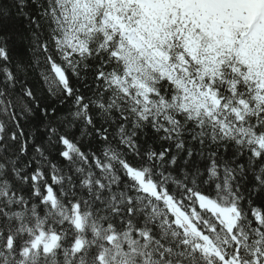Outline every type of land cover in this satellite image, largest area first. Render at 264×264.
<instances>
[{
  "label": "clouds",
  "instance_id": "1",
  "mask_svg": "<svg viewBox=\"0 0 264 264\" xmlns=\"http://www.w3.org/2000/svg\"><path fill=\"white\" fill-rule=\"evenodd\" d=\"M209 7L0 0V264H264V0Z\"/></svg>",
  "mask_w": 264,
  "mask_h": 264
},
{
  "label": "snow or ice",
  "instance_id": "2",
  "mask_svg": "<svg viewBox=\"0 0 264 264\" xmlns=\"http://www.w3.org/2000/svg\"><path fill=\"white\" fill-rule=\"evenodd\" d=\"M191 11L194 12L195 10L193 9ZM201 11L203 12L202 16H200L199 13H196V14L198 16H200V18L203 19V20H207V19L210 18L211 19V26H217V25H220V24H224L226 28L229 26V24H231L232 26L237 27V28L242 26L239 23H237V21L242 19V17L236 18L235 22L233 23V22H231V17L229 18V20L221 21L216 16H214L213 14H211V13H209L207 11H205V10H201ZM3 55H4V53L2 51H0V56H3ZM65 143L67 144V142H65ZM67 146H68L69 150H71L72 145L68 144ZM65 155H67V153H65ZM204 206L209 207L213 211H220L221 213L224 212L223 209L216 208L215 204L212 201H204ZM196 234L200 235V233H198V232ZM9 242H11V241L9 240ZM208 243L211 244L210 241ZM196 247L199 248L200 246L197 245ZM47 250H48V248L46 246L45 247V251H47ZM204 252L207 253V254H214L217 257V259L220 261V264H236V260H234V259H226L225 255L222 254V252L219 249H217L215 247V245H211V247H205L204 248ZM238 256H239V250H237V258H238ZM259 260H260V258H259V256H257L256 264H259Z\"/></svg>",
  "mask_w": 264,
  "mask_h": 264
},
{
  "label": "trees",
  "instance_id": "3",
  "mask_svg": "<svg viewBox=\"0 0 264 264\" xmlns=\"http://www.w3.org/2000/svg\"><path fill=\"white\" fill-rule=\"evenodd\" d=\"M5 31L10 32V33H15L16 30H15V28L9 26V28L5 29ZM0 35H3V33H0ZM15 40H16V37L13 35L12 36V39H11V43L13 45V50L14 51L17 50L16 44H15ZM3 43H4L3 41H0V46H3ZM19 51L22 52L23 49L20 48Z\"/></svg>",
  "mask_w": 264,
  "mask_h": 264
},
{
  "label": "rangeland",
  "instance_id": "4",
  "mask_svg": "<svg viewBox=\"0 0 264 264\" xmlns=\"http://www.w3.org/2000/svg\"><path fill=\"white\" fill-rule=\"evenodd\" d=\"M235 2V3H239V2H241V1H243V0H223V2ZM244 3H245V0L243 1ZM234 5H237V4H234Z\"/></svg>",
  "mask_w": 264,
  "mask_h": 264
}]
</instances>
